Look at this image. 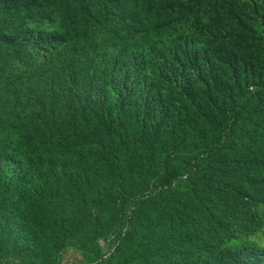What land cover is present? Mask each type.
I'll use <instances>...</instances> for the list:
<instances>
[{
	"label": "trees",
	"instance_id": "16d2710c",
	"mask_svg": "<svg viewBox=\"0 0 264 264\" xmlns=\"http://www.w3.org/2000/svg\"><path fill=\"white\" fill-rule=\"evenodd\" d=\"M0 45V257L101 209L96 145L163 173L138 262L264 264V0H0Z\"/></svg>",
	"mask_w": 264,
	"mask_h": 264
},
{
	"label": "rangeland",
	"instance_id": "374dc122",
	"mask_svg": "<svg viewBox=\"0 0 264 264\" xmlns=\"http://www.w3.org/2000/svg\"><path fill=\"white\" fill-rule=\"evenodd\" d=\"M0 60L4 69L8 70L31 63L34 57L18 55L0 45ZM79 151L87 160L109 163L110 177L100 189L101 209L72 210V225L77 229V236L71 241L9 242L10 250L0 257V264H146L143 258L138 262L141 244H138V232L133 233V220L152 212L145 205L152 198L145 197L158 192L162 185L163 173L159 166L142 183L131 174L134 158L128 151L121 154L119 162L109 158L96 145H85ZM52 245L66 247L47 255L45 247L49 249ZM142 253L146 254L147 250H142ZM155 253L151 254L152 259L157 257Z\"/></svg>",
	"mask_w": 264,
	"mask_h": 264
}]
</instances>
